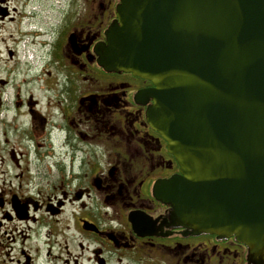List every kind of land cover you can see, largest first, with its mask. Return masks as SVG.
Masks as SVG:
<instances>
[{"label": "flooded vegetation", "instance_id": "flooded-vegetation-1", "mask_svg": "<svg viewBox=\"0 0 264 264\" xmlns=\"http://www.w3.org/2000/svg\"><path fill=\"white\" fill-rule=\"evenodd\" d=\"M119 1L0 0V264H264L156 196L153 83L99 63Z\"/></svg>", "mask_w": 264, "mask_h": 264}, {"label": "water", "instance_id": "water-1", "mask_svg": "<svg viewBox=\"0 0 264 264\" xmlns=\"http://www.w3.org/2000/svg\"><path fill=\"white\" fill-rule=\"evenodd\" d=\"M99 63L149 79L180 173L156 196L264 257V0H120Z\"/></svg>", "mask_w": 264, "mask_h": 264}, {"label": "rangeland", "instance_id": "rangeland-1", "mask_svg": "<svg viewBox=\"0 0 264 264\" xmlns=\"http://www.w3.org/2000/svg\"><path fill=\"white\" fill-rule=\"evenodd\" d=\"M18 49H19V47H18ZM38 51H39V46H37V47H35V49H33L32 51H30V52H33V54H34V56L36 57V55L38 54ZM18 52L19 53H21L22 52V50H21V47H20V49L18 50ZM33 58L32 57H30V60H32ZM24 57H23V62H24Z\"/></svg>", "mask_w": 264, "mask_h": 264}]
</instances>
